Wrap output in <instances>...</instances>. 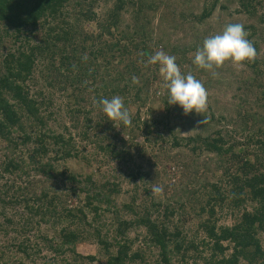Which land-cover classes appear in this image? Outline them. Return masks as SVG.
Returning a JSON list of instances; mask_svg holds the SVG:
<instances>
[{
  "label": "trees",
  "instance_id": "trees-1",
  "mask_svg": "<svg viewBox=\"0 0 264 264\" xmlns=\"http://www.w3.org/2000/svg\"><path fill=\"white\" fill-rule=\"evenodd\" d=\"M101 1L0 0V234H8L6 223L16 226L19 233H42V225H49L56 239L43 233L33 251L40 253L38 245L45 242L44 247L57 254L72 252L78 260L96 262V255L83 257L77 252L90 243L99 247V264H151L144 247L157 250V264H174L175 260L181 264H264V126L250 133L245 146L230 145L226 130L178 136L171 114L179 112L183 121L191 114L169 104L164 77L158 65L148 63V57L158 51L174 55L182 73L192 74L205 86L209 81L206 70L192 63L203 42L182 49L162 46L160 38L154 42L150 14L162 7L155 0H114L99 15L95 8ZM237 1L238 13L252 18L264 9V0ZM219 2L212 0L201 14L190 18L204 23ZM246 31L257 54L240 65L252 70L254 82H261V35L254 26ZM68 88L73 93L63 102L56 101L55 94L64 97ZM117 95L131 113L130 126L111 120L95 103ZM239 98L245 110L249 96ZM63 107L66 119L58 121ZM144 110L157 113L148 120L142 116ZM82 117L85 124L81 126ZM203 117L207 125L222 118L211 107ZM243 118L249 120L246 129L253 128L254 116L244 111ZM141 135L163 147L190 149L194 156L225 158V183L207 181L194 190L187 182L185 202L178 197L164 204L153 199L151 204L137 205L133 198L120 204L123 184L106 180L103 167L113 162L124 168L133 185L150 178L141 166H131L136 153L143 155L137 142ZM253 144L255 151L249 152ZM76 162L91 171L73 170ZM177 173L178 178L183 175ZM18 208L27 215L17 224L9 212ZM225 209L234 216L231 225L220 223L219 213ZM179 210L186 215V221L179 218L186 225L190 219L196 221L202 234L199 244L188 238L179 222L174 223ZM134 229L142 234L132 237ZM142 238L145 245L135 247ZM22 245L19 250L27 256L29 248Z\"/></svg>",
  "mask_w": 264,
  "mask_h": 264
},
{
  "label": "rangeland",
  "instance_id": "rangeland-1",
  "mask_svg": "<svg viewBox=\"0 0 264 264\" xmlns=\"http://www.w3.org/2000/svg\"><path fill=\"white\" fill-rule=\"evenodd\" d=\"M146 1L150 3L153 0ZM155 1L158 2L157 6L161 5L162 7L158 8L157 13L151 12L150 14L153 19L151 31L153 32L152 37L154 42L160 38L162 46L171 45L174 47H181V49L184 47L188 48L191 45L202 43L204 39L210 35L220 33L229 23H242L245 28L250 26L257 28L259 35H261L259 56L261 59L264 58V23L260 22V18L264 16V9L260 10L257 17L252 18L246 14L238 13L239 6L237 0H220L212 17L204 23L199 24L190 18L191 14L194 16L201 14L204 6L209 4L212 0ZM113 3L114 0H102L96 5L95 11L99 15H104L107 10L113 6ZM252 40H255V38H252ZM262 70L264 69L262 68ZM213 72L218 73V75L214 76ZM205 77L209 80L208 83L205 84V88L208 91V109L210 107L213 108L217 117L225 119L221 118L216 121V124L212 123L207 125V120L203 117V114L191 113L190 119L183 121L181 119L183 115L180 113L181 115L178 116L179 112L177 113L174 111L175 113L171 114L173 119L171 126L175 128L176 134L180 137H189L197 134L207 136L217 130H226L228 131V142L230 145L240 143L245 146L248 143L250 133H255L258 127L264 126V76L261 78L263 80L261 81L262 83L259 81L254 82L252 80L254 78L252 70H249L245 65L225 62L221 68H214L211 71L206 70ZM258 85H261V87H258ZM249 87L252 88L248 91ZM73 90L72 88L66 89L64 91V97L58 92L55 94L56 101H65V97L72 94ZM76 94L78 93L76 92ZM244 94L249 96V100L244 104L245 110L239 105L242 102L239 97L244 98ZM261 99L263 101H260ZM59 102H56V106H58ZM147 108L146 110H148ZM175 108L176 106H173L172 111ZM146 110L143 111L142 116L148 120H151L154 112L157 113V111L154 110L151 115V112H147ZM244 111H246L249 116H254L255 118L254 126L251 129H246L245 127L249 120L243 118ZM66 116L67 109L63 107V112L61 116L58 117V121L65 120ZM83 120L84 118L82 117L81 126L85 124ZM202 120H205L204 124L200 123ZM65 122L69 124L68 120ZM145 138L147 137L144 135L138 138L137 142L138 145L141 146L140 151L143 152V155L139 157L136 153L134 162L131 166L134 168H136V166H141L142 172L150 174V178H146L137 185H133L130 181H127L124 168L120 169L118 165L113 162L106 163L103 167L106 180L110 179L111 182H122L123 184L122 191L119 195L120 204L123 202H132L133 198L137 205L151 204L153 199L155 202L162 201L164 204L169 203V200L174 199L176 201L178 197H180L178 200L179 202H185L187 182L192 183L194 190H199L201 184L207 181H221L223 184L225 183L226 179L224 178V173L228 167L225 158L207 154L198 157V155L194 156L190 149H171L167 147L168 145L166 144H164L163 147L161 143L147 142ZM254 146L255 144L250 146L251 149L249 152L253 151ZM186 166H190V168L186 169ZM72 168L77 172L83 173L91 171L86 166L83 167V164L79 165L77 162L73 164ZM186 170H189L187 172V177ZM180 171L183 172V175H180L178 178L176 177V173ZM196 171H198L199 174L193 175ZM167 174L169 177L166 176ZM170 183H172L175 188H170ZM154 186L162 187L163 192L154 194L152 191ZM166 193L168 195H166ZM15 213L16 215L14 216L13 214ZM182 213L183 211L179 210L178 215L174 218V223L178 224L179 222L184 231L188 233V238L199 244L202 234L196 228V221L190 219L186 225V215L183 217ZM9 214L10 218L12 216V218H15L14 220L17 224L20 222L19 219L21 216L24 218L27 215L22 208L10 211ZM219 216L221 218V224L231 225L234 221V216L229 209H225L222 213H219ZM180 217H183L185 221L182 220L183 218L179 219ZM6 226L9 228L8 234H0V252L4 253V255L0 256V264H99L98 261L101 260L99 247L97 245H90V243H86L83 247H80L77 252L83 257L96 255L98 260L96 262H90L85 258L78 260V256L72 252L57 254L55 251L45 248V242H40V245H38L40 253L33 251V248H36L37 238L39 239L43 233L48 235V239H56V232L49 225L47 227L46 225H42V233L40 230L39 232L28 231L27 233H19L15 231V228H17L16 226H10L8 223H6ZM131 233L132 237L136 238L137 235L142 234V231L134 229ZM54 243H56V241ZM20 245L29 248L27 256L20 252ZM144 245L142 238L136 242L135 247L141 248ZM144 250L149 254L146 255L148 256L149 262L151 264H157L155 262L157 250H148L145 247ZM194 255L195 253L193 252L191 256L194 257ZM173 263L181 264L176 262V260Z\"/></svg>",
  "mask_w": 264,
  "mask_h": 264
},
{
  "label": "clouds",
  "instance_id": "clouds-1",
  "mask_svg": "<svg viewBox=\"0 0 264 264\" xmlns=\"http://www.w3.org/2000/svg\"><path fill=\"white\" fill-rule=\"evenodd\" d=\"M256 49L248 39V32L242 23H229L220 33L206 37L198 47L192 63L202 70L211 71L221 68L225 62L243 64L256 56ZM87 59V57H84ZM148 63L158 65L166 82L169 104L178 105L185 115L196 113L202 115L208 110V91L203 83L192 74L182 73L174 55L158 51L148 57ZM216 76L218 73L213 72ZM135 82V78H134ZM102 111L113 121L125 126L132 124V116L120 96L100 98L95 101ZM204 124L205 120L200 121ZM154 194L163 192L160 186H154Z\"/></svg>",
  "mask_w": 264,
  "mask_h": 264
}]
</instances>
